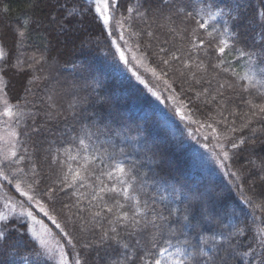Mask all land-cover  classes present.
I'll list each match as a JSON object with an SVG mask.
<instances>
[{
	"label": "trees",
	"instance_id": "trees-1",
	"mask_svg": "<svg viewBox=\"0 0 264 264\" xmlns=\"http://www.w3.org/2000/svg\"><path fill=\"white\" fill-rule=\"evenodd\" d=\"M65 3L66 0H59V5L57 0H0V41L9 52V60L15 63L17 57L29 59L35 52L37 59L43 53L48 61L40 66L42 70L34 73L40 79L32 85L28 84V78L33 74L30 72L10 74L6 78L10 102L17 103L19 100L23 118L19 123L11 122L13 130L17 132L16 157L0 160L3 161L0 172L9 178L4 180L0 176V206L10 200L17 205L16 211L19 212V202L22 201L24 208H31L51 229L69 253V259L77 254L82 264H107L110 259H115L111 249L82 247V244L96 239L93 232L97 235L100 232L99 227L89 223L88 200L77 204L79 193H86L87 185L69 188L61 184L69 167L76 169L84 163L83 152L75 161L67 159V155H76L79 150L77 138L83 137L85 126L95 133L93 121L97 124L102 121V126L112 131L110 134H95L91 139L85 138L89 154L118 153V159L132 167V174L138 180L148 181L146 192L142 195L150 204L155 199V206L160 208V198L164 196L182 208L181 193L188 196L190 193L211 190L220 197L221 204L226 205L229 211L235 209L241 219L246 218L250 223L253 213L255 217H261L259 209L244 203L248 197L252 198L254 204L264 199V171L258 167L264 161V132L260 131L264 124L253 121L249 128L241 127L244 122L241 117L249 110L243 101L254 98L255 103L262 102L255 89L251 90L252 95L249 96L240 88L246 82L232 76V70L241 73L245 70L243 58L232 51L224 57L225 63L219 69L215 72L209 69L211 75L205 76L202 84L195 83L191 74L182 68L181 60H171V55L175 54L184 62L191 63L186 55L191 54L197 62L203 59L205 64L218 63L219 54L214 51L216 41L208 37L204 29L197 27V21L206 19V14H196L201 11L204 0H168V6H163V0H122V4L143 5L140 11L159 8L162 15L157 13L153 16L149 12L150 18L142 19L133 14V20L127 22L123 30L113 28L111 37L101 31L90 14L66 20L70 31L58 34L49 21L52 15L61 11L60 5ZM74 3L80 6L85 0H67V7H73ZM215 3L232 9L239 5L238 13H232L238 18L230 21L231 31L239 35V41L235 44L237 49L257 50L264 45L261 41L264 33L261 32L260 15L264 11V0H215ZM173 4L175 8L170 11ZM5 8L6 13L3 12ZM177 8L191 11L194 18L185 19L183 13L172 15ZM29 18L32 23L28 35L17 47L15 29ZM222 24L223 20L217 17L216 21L209 23L207 31H212L213 25L219 31ZM173 28L175 32L169 31ZM121 31L123 40L119 39ZM149 31L154 35L149 37ZM112 40L119 45L127 41L146 66L155 69L156 77H150L147 72L148 80L166 94L165 101L180 106L185 125L164 112L146 85L121 67L118 54L114 55L116 49ZM200 40L205 41L206 48L202 45L200 50L193 49L192 44H199ZM161 48L167 50L168 54L161 52ZM162 59H168L169 64L162 63ZM229 65L230 71L224 72L222 69ZM226 82H235L234 87L219 88L220 84ZM26 87L29 89L27 93ZM204 88H208L211 95L203 93ZM217 89L221 96L216 95ZM197 93L203 94L198 96ZM212 96H216V99L208 103ZM189 125L201 129L198 135L203 136L206 142L214 143L207 142L221 159L218 171L206 167L195 156L188 137V132L193 130ZM233 128L235 132L231 131ZM253 129H256L255 135ZM240 138L246 139L247 143L240 145ZM232 143H237L239 147L232 148ZM66 148L71 152L66 154ZM121 148L124 150L122 153L119 152ZM224 152L228 153L227 160L223 159ZM92 167L98 170L103 165L97 160ZM93 179L95 177H89L90 181ZM17 183L21 184L23 191L34 196L35 201L44 204L49 215L57 217L65 231L73 236L75 248L65 243L59 229L37 210L35 201L29 202L16 191ZM68 183H71L70 177ZM163 215L167 217V211ZM81 216L84 218L81 219ZM20 219L31 227L29 218ZM196 219L201 220L199 216ZM175 220L176 217L170 218L168 225ZM103 224L108 227L106 221ZM201 225L206 231L215 227L202 220ZM16 226L23 234L24 229L19 224ZM166 227L157 237L158 246H165L163 240L169 239ZM121 232L127 236L122 226ZM154 232L149 227L143 234L127 238L131 245L136 240L148 244ZM185 238L179 237L181 240ZM11 259L9 249L0 250V264H9ZM30 259L36 261L34 256ZM37 264L57 262L41 258Z\"/></svg>",
	"mask_w": 264,
	"mask_h": 264
},
{
	"label": "snow or ice",
	"instance_id": "snow-or-ice-1",
	"mask_svg": "<svg viewBox=\"0 0 264 264\" xmlns=\"http://www.w3.org/2000/svg\"><path fill=\"white\" fill-rule=\"evenodd\" d=\"M57 4L59 5V0H57ZM163 6H168V0H163ZM141 7H143L141 4L135 6L122 4V0H85L83 5L77 6L74 3L73 7L68 8L66 0L64 5H60L61 11L57 15L51 16L49 25L58 34H65L70 31L68 24L65 23L66 20L90 14L93 22L100 26L101 31L106 32L107 36L111 37L113 28L123 30L125 24L133 20V14L142 19H149V12H152L153 16L157 13L162 15L159 8H145L144 11H140ZM172 8H175L174 4L170 6V11ZM234 11L238 13L239 5L236 6V9H232L227 5L220 7L215 3V0H204L201 11L196 13L197 15L206 14V19L197 21V27L204 29L208 37L216 41L214 51L219 54L217 56L218 63L212 64L209 62L205 64L203 59L197 62L192 59L191 54H186L187 60L191 63L184 62L181 57L175 54L171 55V60H181L182 68L191 74L195 83L202 84L205 76L211 75L210 68L212 72H215L225 63L224 57L230 55L232 51H236L238 57L243 58L245 70L242 73L232 70V76L246 82L240 85L243 92H247L251 96V90L255 89L256 94L262 100L260 103H255L254 98L243 101V104L249 110L243 113L241 117L244 121L241 127L247 129L253 121L264 124V45L257 50H244L235 47V44L239 41V35L231 31L230 28V21H235L238 18L232 14ZM3 12L6 13L7 9H3ZM181 13H183L185 19L194 18L193 13L186 11L184 8H177L171 14L179 15ZM260 15L262 18L261 32L264 33V11H261ZM217 17L223 20L221 30L217 31L216 26L213 25L212 31H207L209 23L216 21ZM170 18L168 17V19ZM31 23L30 18L25 19L24 23L15 29L17 47L27 37ZM169 31L175 32L176 29H169ZM213 33L216 35L213 36ZM132 35H139V33H132ZM147 35L151 37L154 34L149 31ZM119 39H124L122 31ZM261 41L264 42V35L261 36ZM111 43L115 45L116 52L114 55L118 54L119 60L128 65L130 62L125 51L116 43V40H112ZM202 45L206 48L205 41L200 40L199 44H192V48L200 50ZM160 51L165 52L166 55L168 54L167 50L163 48ZM132 60L143 66V60L138 59L136 55L132 56ZM47 62L45 54L40 53L37 59V54L34 52L29 59L17 57L15 63H12L9 60V52L6 51L2 41H0V120H3L6 126L12 121L19 123V120L23 118V110L19 105V100L17 103L10 102L6 90L8 87V79L6 78L10 74L30 72L33 74L28 78V84L32 85L34 81L40 79L34 73L42 70L40 66ZM162 63L167 65L169 60L162 59ZM230 69L231 66L229 65L222 70L228 72ZM129 70L132 69L129 68ZM146 71H151L154 76L156 75L155 69L146 68ZM181 74L183 75V72ZM137 79L141 83H145L138 75ZM234 83L226 82V84H220L219 88H233ZM28 91L29 89L26 87L25 92ZM149 91L158 99L160 98L158 92L151 88ZM203 93L211 95L208 88H204ZM203 93H197V95ZM216 95L221 96L222 93L217 89ZM215 99L216 96H212L208 103H212ZM236 114L239 115V113ZM93 125L95 133L85 126L83 137L77 138L79 150L76 155H67V159L75 161L83 152L84 163L76 169L69 167L68 173L61 180V184L69 188L73 186L83 188L87 185L86 193H79L77 204H80L84 199L88 200L87 208L91 217L89 223H92L93 227H99L100 232L98 235L93 232L92 235L96 236V239L90 243L82 244L83 248L111 249L116 258L110 259L107 264H264V199L255 204L251 197L244 200L245 204L259 209L262 213L259 218L255 217L253 213L250 223L246 218L241 219L235 209L229 211L226 205L220 203V197L211 190L190 193L188 196L181 193L180 203L184 205L182 208L177 207L173 201L166 200L164 196H161V207L157 208L155 199L150 204L148 200L143 198L142 194L146 192L145 186L148 181L138 180L137 176L132 174V167L118 159V153L89 154L85 138L91 139L95 134H110L112 131L110 128L102 126V121L101 124L93 121ZM231 131L235 132L236 129L233 128ZM260 131L264 132V127ZM252 132L255 135L256 129H253ZM117 134L119 135V133ZM16 135L17 133L14 130L10 132V136L14 137ZM246 143V139L240 138V145ZM231 147L235 149L239 145L232 143ZM14 148L15 145L13 144L9 149V155L4 157V161L16 157L17 153ZM64 151L67 154L71 152V149L66 148ZM123 151L122 148L119 150L120 153ZM228 158V153L224 152L223 159L227 160ZM97 160L103 165L102 169H93L92 165ZM0 163H3V161H0ZM258 167L261 171H264V161ZM0 176H3L4 180L9 179L3 172H0ZM69 177L71 183H68ZM89 177H95V179L90 181ZM15 188L29 202L35 201L34 196L29 195L27 191H23L21 184L17 183ZM174 192L173 189V194ZM173 199H176L175 195H173ZM19 204L21 208L19 212L16 211L17 205L10 200L4 205L8 211H0V250L5 248L10 250L12 259L9 264H37L41 258L56 260L57 264H82L78 254L69 259V253L63 246L57 243L53 247L49 239L51 229L44 225L43 221L37 220L31 208H24L22 201ZM35 206L39 212L51 221L56 229H59L65 238V243L75 248L76 244L73 243V236L65 231V227H62L61 223L57 221V217L49 215L48 208L40 201H35ZM93 209L96 210L93 211ZM164 211H167V217L163 215ZM241 211L243 210L241 209ZM197 216L208 225H214L215 227L207 231L204 230L201 220L196 219ZM245 216L247 217V214ZM13 217L16 218L15 221ZM21 217L31 219L33 225L41 224L42 229L37 230L34 226L25 225L20 219ZM172 217H176V220L168 225ZM83 218L81 216V219ZM68 219L70 220L71 217ZM103 221L107 222L108 227H104ZM17 224L24 229L23 234H20V228L16 226ZM121 226L127 236L122 235ZM165 226H167L169 239L163 240L165 246H158L159 240L157 237L165 230ZM149 227L154 229L155 232L148 244H141L140 240H136L134 245L129 243L127 237L143 234ZM29 233L30 238H28ZM180 236L187 238L181 240L179 239ZM173 238L176 240L175 243H173ZM114 245L119 247H113ZM29 248L30 250H28ZM33 256L36 257V261L30 259Z\"/></svg>",
	"mask_w": 264,
	"mask_h": 264
},
{
	"label": "rangeland",
	"instance_id": "rangeland-1",
	"mask_svg": "<svg viewBox=\"0 0 264 264\" xmlns=\"http://www.w3.org/2000/svg\"><path fill=\"white\" fill-rule=\"evenodd\" d=\"M120 47L125 51L126 55L128 56L129 62H130L128 65H125L124 62L121 61L122 62L121 67L124 70H127L128 72L133 74L136 78H137V75L140 76L145 81L144 84L146 85L148 92L152 95L156 103L162 107L164 112L169 113L171 116L175 117L182 124L185 125L186 124V122L184 121L185 116L182 113L180 106L176 105L175 102L165 101L166 99L164 100V98L166 97V94H164V92H161V90L158 87L153 86V84L148 80L147 72L150 73V77L152 78L156 77V75L154 76L151 71H146V68H149V67L146 66L144 60L127 43H123V45H120ZM129 49H131V51H129ZM133 55H136L138 59L143 60V66H141V64L136 63L135 60H132ZM129 68H131L132 70L130 71ZM150 88L159 93L160 95L159 99L157 98V96L153 95L151 91H149ZM189 128L194 130V131L192 130L191 132H188V137H189L190 143L193 146V151L197 159H199L206 167L211 168L215 171H218V169H220L221 159L219 155L217 154V152L214 150V148L211 145L208 144L210 142L207 141L208 142L207 143L204 140L203 136L198 135L200 132H202L201 129H194L193 127L191 128L190 125H189ZM13 129L14 128L11 122H9V124L6 126L3 120H0V160L4 159L6 155H9V149L12 147L13 144L15 145L17 135L14 137L10 136V132L13 131ZM210 144H214V143L211 142ZM0 211L7 212V209L4 206H0ZM36 218L37 220L42 221L40 217H38L37 215H36ZM29 220H30L31 227L34 226L37 230L42 229L41 224L37 223L33 225V222L31 221V219ZM43 224L46 225L44 222ZM49 239L53 247H55L57 243L60 244L58 238L55 236V234L52 231H51V236L49 237Z\"/></svg>",
	"mask_w": 264,
	"mask_h": 264
}]
</instances>
